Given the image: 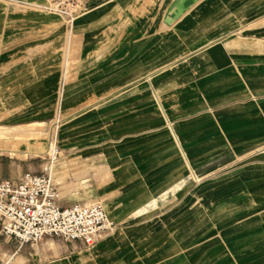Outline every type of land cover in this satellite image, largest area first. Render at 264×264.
<instances>
[{"label":"rangeland","instance_id":"rangeland-1","mask_svg":"<svg viewBox=\"0 0 264 264\" xmlns=\"http://www.w3.org/2000/svg\"><path fill=\"white\" fill-rule=\"evenodd\" d=\"M176 1L171 0L165 7L157 8V14L150 16L149 19L153 18L161 28L157 30V35L172 30L184 14L182 12L186 8L176 10ZM196 1L187 7V12ZM123 2V5H128ZM115 6L116 0H0V7L8 11V21L22 23L21 31L13 30L12 34L25 35L27 57L21 64L26 65L28 73L34 76L32 79L16 80L10 95L0 94V171L7 173L11 165H19L22 171L44 172L55 183L60 201L91 200L110 207L113 203L112 198H107L109 192H115L117 185L139 180L138 176L127 175L128 168L152 163L158 158L159 152L156 153L155 149L160 151L164 147L158 142L159 138L156 139L159 132L171 135L178 148L177 129L194 122L202 113H212L218 107L227 105V99L231 97L228 95L230 88L249 87V78L248 81L244 78V68L258 65L243 62L247 53L246 49L237 47L240 45L238 42L232 41L227 45L229 40L243 37L245 27L253 28L257 24L252 22L242 27L240 32L231 33V36L193 45L186 44L172 33L170 51L163 50L160 47L162 43L157 42L155 66L151 72L140 74L144 76L128 89L113 84L104 88V93H99L101 74L98 57V63L89 67L87 73L88 81L91 80L95 86L85 88L84 51L88 49L84 47L85 40H94L90 49L99 51L103 45L101 39L112 37L114 40L117 33H122L100 30L101 26L147 21L143 15L118 14ZM2 18L3 15H0V20ZM117 45L113 41L109 50L114 51ZM36 53L41 54L39 63L33 58ZM165 54L168 59L162 62ZM255 54L254 50L248 52V55ZM87 57L89 59L90 55ZM104 59L116 62L111 54ZM37 66L41 73L35 76ZM147 76L149 80L145 79ZM155 78L162 81L160 85L167 83L162 91ZM103 81L106 82V79ZM111 81L108 79L107 82ZM134 88L152 95L151 110L125 109L131 104L138 106L146 101L134 94ZM148 120L152 123L143 125ZM193 134L187 133L189 141L185 147H195ZM51 136L60 152L54 160L48 153ZM256 137L250 144L253 154L264 151L261 143L256 141L258 135ZM137 142L140 144L133 146L132 143ZM223 144L220 149L218 145L209 147L198 159L189 157L187 162L183 160L181 181L193 187L226 176L235 164L242 166L244 153L250 149L249 143L245 147L243 142L234 143L225 139ZM117 170L122 173L116 174ZM188 198L187 210L192 214L196 209L195 191H189ZM229 216L227 211L221 213L223 221L218 236L221 257H227L229 247L237 242L229 240L240 234L229 232V227L234 224L228 222ZM242 219L236 220L237 226ZM57 239L46 236L42 241L55 248ZM3 252L1 258L12 260L10 252ZM13 262L19 263V258Z\"/></svg>","mask_w":264,"mask_h":264},{"label":"crops","instance_id":"crops-1","mask_svg":"<svg viewBox=\"0 0 264 264\" xmlns=\"http://www.w3.org/2000/svg\"><path fill=\"white\" fill-rule=\"evenodd\" d=\"M123 1L128 5H123ZM170 1L122 0L121 3L116 0L118 14L143 15L147 21L101 26L100 30L122 33H117L114 40L112 37L101 39L103 45L99 51L90 49L94 40H85L84 47L88 49L84 51L83 86H95L91 80L88 81L87 73L89 67L98 63V57L101 74L99 93H104V88L113 84L128 89L155 66L157 42L162 43L160 47L163 50L170 51L172 33L186 44L193 45L231 36L248 23L255 22L257 24L253 28H244L243 37L233 38L227 43L238 42L240 45L237 47L246 49L243 62L258 64L257 67L244 68V78L245 81L249 78V87L230 88L228 95L231 97L227 99V105L212 113H202L194 122L180 126L175 132L180 142L178 148L171 135L159 132L156 139L159 138L158 142L164 147L160 151L155 149L156 153L159 152L158 158L152 163L128 168L127 175L138 176L139 180L117 185L115 192H109L107 198H112L113 204L104 206L116 224L112 233L89 247L79 240L58 238L55 248L42 240L37 244L19 246L16 240L0 234V257L5 250L12 254V262L19 258V263L14 264H264V151L253 154L250 146L258 135L256 141L264 148V0H197L188 12L187 9L182 12L184 14L172 30L157 35L161 28L153 18H149L157 14V8L165 7ZM7 14L6 8L0 7V15H3V20H0V94L10 95L16 80L34 76L28 73L26 65L21 64L27 57L25 35L12 34L13 30L21 31L22 23L13 24L8 21ZM113 41L118 43L114 51L109 50ZM251 50L256 54L248 55ZM108 54L115 56V63L104 59ZM40 56V53L33 56L36 63H39ZM167 57L165 54L162 62H166ZM35 68L36 76L41 72H38V66ZM105 79L106 82L103 81ZM108 79L112 81L109 83ZM157 81L159 85L162 82ZM28 85L32 86L31 83ZM166 85H160V91ZM84 94L89 95L87 91ZM134 94L146 101L138 106L131 104L125 109L151 110L153 97L150 93L134 88ZM151 123L152 120H148L143 125ZM188 132H194V148L185 147L189 141ZM225 139L243 142L245 147L249 143L250 149L244 153L242 166L235 164L226 176L193 187L181 181L183 160L187 162L189 157L198 159L209 147L218 145L217 148H223ZM132 144L138 146L140 143ZM25 171L30 170L22 171L19 165H11L7 173L0 171V179H16ZM115 173L122 172L117 170ZM189 191L196 194V209L192 214L187 210ZM74 202L77 201L64 202L58 198L62 206ZM223 211L230 214L228 222L234 223L229 232L240 233L229 240L237 242L229 245L227 257H221L218 239ZM239 218L243 219L237 226Z\"/></svg>","mask_w":264,"mask_h":264},{"label":"built area","instance_id":"built-area-1","mask_svg":"<svg viewBox=\"0 0 264 264\" xmlns=\"http://www.w3.org/2000/svg\"><path fill=\"white\" fill-rule=\"evenodd\" d=\"M52 160L59 155L54 137L49 138ZM116 224L103 203L77 201L58 203L52 178L44 172L25 171L16 179H0V234L19 246L39 243L52 236L79 240L87 247L115 230ZM0 264H14L0 257Z\"/></svg>","mask_w":264,"mask_h":264},{"label":"bare ground","instance_id":"bare-ground-1","mask_svg":"<svg viewBox=\"0 0 264 264\" xmlns=\"http://www.w3.org/2000/svg\"><path fill=\"white\" fill-rule=\"evenodd\" d=\"M192 2H194V0H177L175 3H174V5H175V8H176V10H183V9H188L187 7H189V5L192 3ZM171 12V11H170ZM169 15V14H168ZM169 16H172V14L171 15H169ZM165 23H167V22H165ZM168 24H169V22H168ZM151 75V73L149 74V76ZM153 75V74H152ZM149 76H147L145 79L146 80H149ZM157 98V97H156ZM158 101V100H157ZM160 105V104H159ZM5 144V143H4ZM15 152V151H14ZM71 168V167H70Z\"/></svg>","mask_w":264,"mask_h":264}]
</instances>
